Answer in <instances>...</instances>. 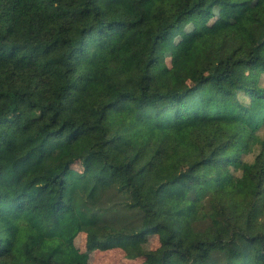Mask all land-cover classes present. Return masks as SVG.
I'll return each mask as SVG.
<instances>
[{"label": "trees", "instance_id": "16d2710c", "mask_svg": "<svg viewBox=\"0 0 264 264\" xmlns=\"http://www.w3.org/2000/svg\"><path fill=\"white\" fill-rule=\"evenodd\" d=\"M251 4L168 64L193 18ZM82 232L264 264V0H0V264H85Z\"/></svg>", "mask_w": 264, "mask_h": 264}, {"label": "rangeland", "instance_id": "374dc122", "mask_svg": "<svg viewBox=\"0 0 264 264\" xmlns=\"http://www.w3.org/2000/svg\"><path fill=\"white\" fill-rule=\"evenodd\" d=\"M252 6L251 4L235 10L225 5H219L212 18H193L185 30L177 37L175 42L168 45V64L172 66L181 55L188 53L199 34L228 30L232 25H238L247 20L250 17ZM251 156V154L244 155V158L250 159ZM140 244L144 249L156 248L159 245L158 236L150 235L144 237L141 239ZM75 245L80 252H85L89 255V259L85 264H141L143 261L142 258L131 259L126 257L124 250L120 247L106 250L94 249L90 245L88 235L84 232L76 237Z\"/></svg>", "mask_w": 264, "mask_h": 264}]
</instances>
